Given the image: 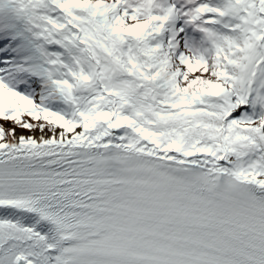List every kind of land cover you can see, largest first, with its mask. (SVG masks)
<instances>
[{"label": "snow or ice", "instance_id": "6c2138e0", "mask_svg": "<svg viewBox=\"0 0 264 264\" xmlns=\"http://www.w3.org/2000/svg\"><path fill=\"white\" fill-rule=\"evenodd\" d=\"M0 264H264V0H0Z\"/></svg>", "mask_w": 264, "mask_h": 264}]
</instances>
